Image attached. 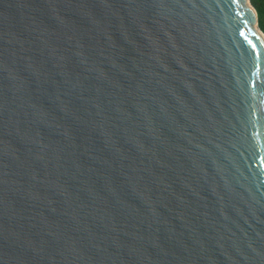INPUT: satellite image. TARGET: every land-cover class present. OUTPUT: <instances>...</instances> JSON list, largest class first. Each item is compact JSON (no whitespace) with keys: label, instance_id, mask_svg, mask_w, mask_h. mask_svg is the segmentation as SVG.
I'll use <instances>...</instances> for the list:
<instances>
[{"label":"water","instance_id":"95a60500","mask_svg":"<svg viewBox=\"0 0 264 264\" xmlns=\"http://www.w3.org/2000/svg\"><path fill=\"white\" fill-rule=\"evenodd\" d=\"M0 264H264L251 0H0Z\"/></svg>","mask_w":264,"mask_h":264},{"label":"trees","instance_id":"16d2710c","mask_svg":"<svg viewBox=\"0 0 264 264\" xmlns=\"http://www.w3.org/2000/svg\"><path fill=\"white\" fill-rule=\"evenodd\" d=\"M251 2L257 10L259 26L264 32V0H251Z\"/></svg>","mask_w":264,"mask_h":264}]
</instances>
